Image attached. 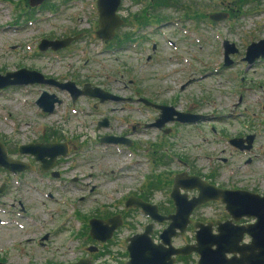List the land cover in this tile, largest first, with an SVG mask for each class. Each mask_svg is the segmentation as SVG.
<instances>
[{
	"label": "rangeland",
	"instance_id": "374dc122",
	"mask_svg": "<svg viewBox=\"0 0 264 264\" xmlns=\"http://www.w3.org/2000/svg\"><path fill=\"white\" fill-rule=\"evenodd\" d=\"M96 1L77 0L75 6L66 3L60 18H47L44 24L39 25L42 29L38 30L35 22L42 20L31 18L34 21L30 24L25 18L13 15V0H0V72L6 73L23 67L36 68L40 70H31L39 71L44 76L65 78L74 75V80L79 77L85 81L93 76L101 78L102 75H109V88L112 91L131 96L133 89L123 90L120 82V74L126 73L135 82L138 78L144 79L153 86H159L162 92L165 90V96L178 105L179 109H187L212 95L222 104L209 105L208 108L205 107V112H230L235 109L243 113L233 120L224 118L205 121L206 128L209 123L221 132L225 130V134L245 133V125L254 127L257 133L261 130V126H264V61L250 65L244 57L250 42L264 38V0H244L242 3L238 0H195L204 4L201 12H227V19L220 22H195L186 19L182 5L177 7L179 10L172 7L163 11L162 7L155 4L148 3L145 9L141 7V4L146 5L150 0H123L121 15L124 17L130 12L131 25H138L133 17L135 12L139 13L138 17L142 13L153 19L144 22L143 26L160 19V30L149 36L150 42L146 45L148 51L151 43L158 46L157 60L149 65H144L143 58H137L132 52L98 54L100 46L95 44L99 40L93 35L98 29ZM184 1L186 4L194 2ZM162 14L166 18H161ZM17 20L19 28L14 24ZM79 32L85 34L76 38L74 43L77 55L63 58L66 51L60 54V59V55L56 53L49 52L40 57L35 53L43 37L49 35L68 39L76 37L68 35ZM224 40L233 43L238 50L228 53L227 56L234 61L229 66L224 64ZM100 78H95L94 81L99 82ZM180 83L186 85L182 91L179 90ZM13 86L0 89V140L10 146V154L13 152L12 148L19 144L34 141L74 142L72 152L60 160L58 168L63 173L60 177H52L42 171L16 177L11 171L0 168V219L4 220L0 224V261L13 263V260H24L26 255L22 251H26L27 258L37 264L74 263L84 255L87 245L85 232L89 236V218L96 215V208L103 205L105 213L109 215L122 210L126 198L138 192L141 176L154 173V161L160 157L158 153L154 154V147L149 148L148 144L158 141L159 136L154 138L152 135L154 127H149L151 130L147 133L136 131L132 134V158L127 151L123 153L126 150L124 146L99 140L106 134H127L129 131L124 126L127 120L139 125L143 121H150L148 116L128 109L123 112H108L106 115L111 116V127L97 128L91 120H97L99 116L89 117L84 112H76L80 107L86 111L88 106L85 103L73 106L66 92L49 85L41 87L49 94L59 96L63 102L54 103V110L49 113L35 104L40 91L38 93V90L30 87ZM50 100H47L48 103ZM199 127L205 129L204 124ZM209 137L212 138V135L206 130L201 137L195 129L192 132L184 125H176L172 126L166 141L173 144L171 152L175 157L195 155L196 165L203 169L210 167L202 156L221 154L223 149V154L232 157V162L222 169L228 175H224V179H227L224 181L222 178L223 182L241 180L249 186L255 183L259 189H264L263 131L255 143L257 148L253 149L261 156L253 159L250 164L244 163L249 154L242 155L241 151L234 150L226 143H208ZM164 155L161 151L160 156ZM140 161H143L142 164ZM128 165L131 166L130 169ZM169 166L171 172L180 169L179 164L173 162ZM160 171L162 175L168 173L165 168ZM94 184L96 191L90 193L89 189ZM1 185H6V188ZM154 196L158 200L162 195L156 193ZM18 201H22L27 208L25 212L21 211L23 207H20ZM10 204H14L13 212ZM212 208L217 209V206ZM139 220L143 221L141 217ZM26 227L34 232L25 234L26 230L23 229ZM46 233H49V238L44 241ZM186 235L189 239L191 233ZM180 242L181 240L176 241Z\"/></svg>",
	"mask_w": 264,
	"mask_h": 264
},
{
	"label": "flooded vegetation",
	"instance_id": "af4514ba",
	"mask_svg": "<svg viewBox=\"0 0 264 264\" xmlns=\"http://www.w3.org/2000/svg\"><path fill=\"white\" fill-rule=\"evenodd\" d=\"M77 0H13V15L17 17L25 18L26 22L33 24L31 18L35 20H42V22H35L36 29L40 30V24H44L47 21V18L56 17L60 18L61 14L64 13V9L66 8V3L70 6H75ZM98 1V0H97ZM96 1V11L98 13V29L95 30L93 34L94 37L99 40L95 45L100 46V54H108L110 53H119L123 52L124 54H129L130 52L135 53L137 58L144 60V65H149L150 62H156V54L157 45L153 42L150 44L149 51L147 50L146 45L148 42L149 36L151 37L154 33H157L160 30V21H152L147 25H131L130 16L131 13L129 11L127 16L121 15L122 3L119 7V13L124 19V23L119 26L115 34L109 38H105L102 34H100L101 27L99 26V12H98V3ZM150 0L147 4H155ZM141 7H146V5L141 4ZM138 12L133 14L134 17L138 16ZM18 20L14 22L15 27L19 28L20 24H17ZM23 26V24H22ZM21 26V27H22ZM59 28H63L59 26ZM84 32H79L75 35L68 36H76L77 39L84 36ZM67 37V36H66ZM62 38V37H61ZM60 37H51L46 36L43 37L39 45L36 47L37 51L35 52L39 57L45 53L51 52L56 54H61L62 52H66L65 55H62L63 58H67L68 56L77 55V51L75 50L76 45L74 43L77 41L73 40V42L69 43L66 47L53 49V48H43L42 42L44 39L47 40H56L61 39ZM64 38V37H63ZM83 49V48H82ZM79 51H82L81 49ZM85 51V50H84ZM69 52V53H68ZM36 54L33 56L35 57ZM224 54V53H223ZM126 57V55H123ZM121 58V55L119 56ZM61 59V55H60ZM230 63L226 64L227 66L231 65L234 61L229 58ZM264 61V57L258 58L251 65ZM142 64V66H143ZM75 67V66H74ZM20 69V68H19ZM36 69V68H30ZM40 70V69H36ZM125 71V70H124ZM75 72V69H73ZM99 75L102 73L98 72ZM46 75V74H45ZM121 75V83L123 86V90H132L133 95H122L120 92H114L109 88V75L103 77H91L90 79L81 80V78H77L74 80L72 75L68 77H60V76H52L46 75V78H51L59 83H72L73 88H62L58 86L56 83H46V84H28V85H15L13 87H30L33 90H38L39 96L35 100V104L43 108L37 103L38 99L45 91L44 88H41L43 85H49L51 88H55L59 91H64L71 98V104L73 106L78 105L77 103H82L88 106V110L83 107H80L76 112H84L89 117L99 116L97 120H91L92 123L96 125L97 128H110L112 125L111 116H107L106 113H115L117 111L123 112L128 110H133L138 112L140 115L148 116L150 121H143L139 125H135L130 123L128 120L124 124V126L128 129V133H120L118 135L124 137L125 141L116 143L120 144L119 146H124L126 150L124 152H128V155L133 153L130 147L133 144V140L131 139L132 134L136 133V131L140 133H147L151 130L149 127H154V131L152 132L154 138L158 137V141H153V143H149V148L154 147V154L158 153L160 159H155L154 164V173L151 175H142L140 180L141 183L138 187V192L136 194L130 195L126 198L123 203V209L117 210L114 214L109 215L106 214V209L103 205L96 208V215L89 218V222L91 219H98L104 221L105 225L109 227H114L112 229V235L106 241H101L99 239L93 238L90 234L91 225L89 223V236H87V232L85 235L87 237V245L85 246L84 255H82L76 262L80 261L83 258L89 259L93 264H198L200 255L196 252H187V253H162L161 250H156L155 246L163 244V239L166 240V232L170 226V224L174 223L177 225H182L185 223V227L181 231L180 228L175 227V235L170 238V244L173 248H181L186 245H190L195 242L196 235V227L194 224L199 223L203 225H207L210 228V232L212 234L217 233L218 223H230L231 225H246L255 221L252 217H242L240 219L235 220L225 209L224 204L220 201L215 200H207L201 203L195 204L189 210V213L184 218L181 215L177 217V205H183L187 200H192L194 198H198L201 194V191L198 188H184L190 184V178L198 177L206 183L213 185L217 188L222 189H230V190H246L252 193H257L260 195L264 194V189H259L255 183H252V186L249 184H245L241 180L233 181L232 183H225L223 167L224 165H229V162H232V157L229 154H223V149H221V154H213V155H204V158L210 168L203 169V167H199L196 165V157L195 155H186L185 158L175 157L176 155L172 153L173 144L170 141H166V136L170 134L172 130V126L184 125L189 130L193 132V129L196 130L198 135L204 136V132H209L212 135V138L209 137L207 139L208 143H213V141L217 143H226L228 146L234 148V150L241 151L242 155L245 157L244 163L250 164L252 160L258 159L261 155L256 154L253 149H256L255 143L258 138L262 136V131L264 132V126H261V130L256 132L254 127H249L245 125L244 129L245 133H228L225 134L221 132L220 129H216L213 125L207 123V128L205 125V121H214V119H224L231 118L232 120L238 116H242V112L235 111L232 109L229 111H213L212 113L205 112V107H209V105L219 106L222 103H219L216 98L212 95L206 97V99H201L197 104H193L189 106L187 109H179L178 105L176 106L173 101H170V98L165 96V90L162 92L160 87L153 86L150 81H145L144 79L138 78L135 82L133 79H129L128 74H120ZM127 77V78H126ZM205 76H201L203 78ZM95 78H100V81H94ZM159 80V79H158ZM191 80V79H190ZM103 81H108V83H104ZM190 83V82H189ZM87 84H90L93 87H100L105 90L109 94H114L118 98H101L99 95L92 96L87 94H81L79 97L75 94L77 93V89H84ZM188 84V83H187ZM121 86V87H122ZM184 84H179V90L182 91L185 89ZM69 87V86H68ZM120 87V88H121ZM120 91V89H118ZM84 91V90H82ZM59 97V96H58ZM60 104L63 103L62 99ZM237 99H240V97ZM123 103V104H121ZM75 104V105H74ZM113 104V105H110ZM121 104V106H119ZM157 106H165L168 109L162 110ZM236 106V105H235ZM172 108V109H170ZM202 110V111H201ZM44 111V110H43ZM173 111L184 113V115L180 116L179 119ZM195 115V116H193ZM177 117V118H176ZM147 118V117H146ZM193 118V119H192ZM190 119V120H189ZM140 122V121H139ZM205 122V123H204ZM201 124H204L205 129L199 127ZM120 127V126H119ZM206 134V133H205ZM107 136H116L106 134L102 136V138ZM101 139L99 141H101ZM205 137H203L204 141ZM67 143L69 147L68 155L72 152V143L74 141H34L31 143ZM76 142V141H75ZM102 142V141H101ZM145 144V142H143ZM171 143V145H168ZM7 145V144H6ZM19 144L16 148H12V156L17 159H21L33 166V169H27L20 172H12L16 177H23L26 173H37L42 171L43 173H47L52 177H60L63 173L60 172L58 165L61 159H65L67 156H59L54 163L50 161V158L43 163L42 161L36 160V158L31 154H22L20 153ZM147 146V145H146ZM176 147V145L174 144ZM8 147V146H7ZM147 148V149H149ZM185 149V148H184ZM9 154L11 152L10 146L8 147ZM165 153L164 157L160 156V152ZM133 158V154H131ZM143 161H140L142 164ZM173 164H179L180 169L175 170L173 172L170 171V166ZM136 165V163H135ZM126 167V166H125ZM124 167V168H125ZM130 169V165H128ZM161 168H165L168 173L165 175L161 174ZM239 168V166H238ZM158 171V175L155 176V173ZM92 175V174H91ZM90 175V176H91ZM228 176V175H226ZM3 188H6V185H1ZM96 185H92L89 189L90 193L96 191ZM156 193H161V199H156L154 196ZM52 196V195H51ZM140 200L142 203L148 205V210H145L140 205H135L133 203V198ZM178 199L180 200L178 202ZM184 200V202H183ZM20 207H23L21 211L26 210L27 208L23 205L22 201H18ZM187 205V204H186ZM14 204H10L11 210L13 212ZM118 206V205H117ZM212 206H217V209H213ZM209 209V210H208ZM25 212V211H24ZM139 217L143 219V221L139 220ZM4 222V220L0 219V224ZM20 225V223H18ZM21 226V225H20ZM25 234L34 232L32 229L28 227L24 228ZM128 232V233H125ZM190 232L191 235L188 239L186 233ZM49 238V233L44 235V241ZM28 240H30L28 238ZM177 240H181L180 243H176ZM244 242H249L250 238L248 236H244ZM242 241L240 243H242ZM46 243H43L45 245ZM118 247L117 250L111 251L110 248ZM214 247V246H213ZM225 247V245H224ZM230 246H227L229 248ZM133 248V250H131ZM24 250V249H21ZM132 251V252H131ZM226 257H231L233 253L225 252ZM24 256V260H13V263H23V264H37L30 261L27 258V252L22 251ZM133 254L137 255L136 259H133ZM238 256V254H236ZM114 259V260H113ZM4 262H8L6 260H1ZM221 262V257L218 260ZM74 262V263H76ZM215 262V261H214ZM56 262H52L49 264H55ZM70 263V264H74ZM66 264V263H62Z\"/></svg>",
	"mask_w": 264,
	"mask_h": 264
},
{
	"label": "water",
	"instance_id": "95a60500",
	"mask_svg": "<svg viewBox=\"0 0 264 264\" xmlns=\"http://www.w3.org/2000/svg\"><path fill=\"white\" fill-rule=\"evenodd\" d=\"M123 0H98V12H99V26L101 27L100 34L105 38H109L115 34L116 29L124 23V19L119 13V7ZM228 13L225 11H216L208 15V19L212 22H220L227 19ZM77 37H70L66 39L47 40L42 42L43 48L51 46L53 49H58L60 46H65L72 42ZM224 64L230 63L229 52H238L233 43H228L224 40ZM264 57V38H260L257 41L250 42L245 50L244 59L248 64H252L258 58ZM35 83H51L57 84L62 88H73L72 83H59L53 79H47L42 73L36 70H31L26 67L16 69L13 71H7L6 73L0 72V89H4L13 85H28ZM69 86V87H68ZM84 90V91H82ZM81 94H87L92 96L99 95L101 98H118L114 94H109L100 87H93L87 84L84 89H77L76 96ZM50 103H48V99ZM60 103L61 100L58 96L51 95L47 91H44L37 103L47 112H53L55 104ZM162 110L168 109L165 106H157ZM172 109V108H170ZM176 114L177 119L184 113L173 111ZM195 116V115H193ZM193 119V118H192ZM190 120V119H189ZM102 142L119 143L125 141L122 136H107L101 139ZM20 153L31 154L36 160L45 163L48 158L52 163L59 156H67L69 147L67 143H29L19 146ZM0 168H5L11 172H20L27 169H33V166L21 159L14 158L9 154L7 145L0 140ZM184 188H198L201 194L198 198L187 200L182 206L177 205V217L178 215L184 218L189 213L191 207L197 203L205 202L207 200L220 201L224 204L225 209L235 219L242 217H252L254 222L246 225H231L230 223H218L217 233L212 234L210 228L207 225L196 223V235L195 242L183 246L181 248H173L170 244V238L175 235L174 228L178 227L182 231L185 227V223L182 225L170 224L166 232V240L163 239V244L156 247V250H161L162 253H191L196 252L200 255L198 264H264V194L260 195L252 193L246 190H230L217 188L213 185L206 183L198 177L190 178V184ZM135 205L142 206L145 210H148V205L142 203L140 200L133 198ZM180 200L178 199V202ZM184 202V200H183ZM187 204V205H186ZM91 231L90 234L93 238L101 241H106L112 235L113 227L105 225L104 221L98 219L90 220ZM248 236L249 242H244L243 237ZM242 241V243H240ZM225 245V247H224ZM214 246V247H213ZM227 246H230L227 248ZM133 250V248L131 249ZM132 252V251H131ZM225 252L233 253L231 257H226ZM238 254V256H236ZM221 257V262L219 258ZM137 255L133 254V259H136ZM215 261V262H214ZM0 264H23V263H9L0 261ZM61 264V263H55ZM74 264H93L89 259L83 258Z\"/></svg>",
	"mask_w": 264,
	"mask_h": 264
},
{
	"label": "trees",
	"instance_id": "16d2710c",
	"mask_svg": "<svg viewBox=\"0 0 264 264\" xmlns=\"http://www.w3.org/2000/svg\"><path fill=\"white\" fill-rule=\"evenodd\" d=\"M240 3L244 2V0H238ZM153 3H155V5H158L159 7H162V10H168V9H171L172 7L175 8L176 10H179L177 9V7L179 5H182V9L184 10L185 12V17L186 19H191L195 22H198V21H204V20H207V21H210L208 19V15L211 14L210 12L208 13H204V12H201V8L204 7V4L203 3H198L194 0V2H188L186 4V1L184 0H153L152 1ZM148 4H146V7H147ZM146 7H143L144 9ZM134 17V16H133ZM161 18H166L165 15L162 14V17ZM168 18V17H167ZM148 20H153V19H150V18H147L145 16L142 15V13H140L139 17H134V21H136V23L139 25H142L144 22L148 21ZM155 22L157 21H160L159 18H157L156 20H154Z\"/></svg>",
	"mask_w": 264,
	"mask_h": 264
},
{
	"label": "bare ground",
	"instance_id": "6f19581e",
	"mask_svg": "<svg viewBox=\"0 0 264 264\" xmlns=\"http://www.w3.org/2000/svg\"><path fill=\"white\" fill-rule=\"evenodd\" d=\"M138 163V162H137ZM140 163V162H139ZM139 165V164H138ZM126 168V167H125ZM129 168V167H128ZM133 168V167H132ZM121 169V168H120Z\"/></svg>",
	"mask_w": 264,
	"mask_h": 264
}]
</instances>
